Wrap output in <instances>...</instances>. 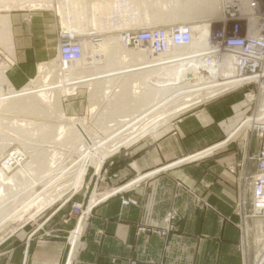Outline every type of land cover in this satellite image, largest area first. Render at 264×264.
Wrapping results in <instances>:
<instances>
[{
    "label": "crops",
    "instance_id": "crops-1",
    "mask_svg": "<svg viewBox=\"0 0 264 264\" xmlns=\"http://www.w3.org/2000/svg\"><path fill=\"white\" fill-rule=\"evenodd\" d=\"M56 34L49 15L0 14V66L4 58L14 63L5 74L15 90L56 56ZM250 112L239 93L224 95L112 156L105 169L116 178L95 188L99 202L72 249L69 233L79 221L64 201L10 236L0 264H65L67 257L70 264H255L236 206L242 179L255 172L248 158L264 140L257 146L245 128L230 138ZM215 146L212 155L184 163ZM246 188L248 201L249 179ZM171 212L178 217L169 228Z\"/></svg>",
    "mask_w": 264,
    "mask_h": 264
},
{
    "label": "bare ground",
    "instance_id": "bare-ground-1",
    "mask_svg": "<svg viewBox=\"0 0 264 264\" xmlns=\"http://www.w3.org/2000/svg\"><path fill=\"white\" fill-rule=\"evenodd\" d=\"M109 1L111 2L113 0ZM235 1L236 0H154L155 4H158V6L161 5L162 8L167 9V11L159 12L153 23H175L198 17L204 19L210 18L216 20V23H218L220 22L221 8L233 6ZM53 3L54 1L52 0H0V11H9L14 8L31 11L52 9ZM58 3V13L62 18L63 29L66 32L69 31L68 28H72L74 32L78 33L79 30H82L80 29L81 24L85 22L84 28L87 34L92 33L93 35V33L98 32L102 24H105V20L109 16L105 15V7L108 5L106 1H95L93 3L92 0L91 3L89 0H60ZM76 11L79 13H76ZM112 11L113 10H110V13H112ZM72 16L76 19L77 17L82 18L83 22L72 24ZM112 16L113 15L110 14L108 18ZM209 27L211 26L205 25L200 28L192 27L193 47L191 51L173 48L166 56H157L155 54L152 55V48L149 50L144 48L147 50H139V52L134 54L131 52H123L119 50V47L108 48L104 51V55L102 56L106 58L104 63L107 66L114 65L116 68L109 70L110 73L105 76L93 77L94 75L90 76L88 72L83 70V65L89 63L87 57L88 52L93 50V43H85L82 46L79 45V58H73L69 61L62 59L60 47L58 57L60 63L53 61L46 65L42 64L38 66L37 85L32 82L34 85L28 84L20 91L2 88L0 90V106L3 105V111L1 112H4L2 119L4 117V120H10L11 124L14 126L19 125L21 129H26L34 125L30 122L17 121V115L20 112L41 116L42 118H51L49 114L50 111L56 110L58 113V123L55 126L56 130L54 134L49 130H40V132L43 131L39 137L41 141H38L40 145H35L40 148V155L44 157L42 163H39V166H41L39 170V176H41L39 179L40 182L42 180L44 181L45 177H49L51 174L55 173L53 168L60 164L59 160L61 156H63L61 152L64 150L62 149L61 151V147H58L59 143L57 141L65 140L64 143L66 145H74V151L77 153L79 159L72 165L71 169L73 171H70L71 173L62 170L58 173L56 170L57 178L54 179L53 182L45 186V188L33 199L24 204L20 210L7 215L3 220L1 219L0 231L7 223L22 219L34 206L38 204L50 205V203L59 199V197L70 189L78 190L83 184L87 168L86 165L88 163L99 170L103 161L120 147L131 145L141 137L154 133L162 125L176 118L180 113L224 91L227 86L218 85L214 83L211 78L207 77L204 72L207 69H203V62L195 58V53L204 50H201V47H206V35ZM107 41L108 43L114 41L118 43V45H122L123 41L125 44L129 43L130 38H109ZM105 42V40H99L96 41L95 44H108ZM139 47L140 46H137V48ZM112 55L114 56L112 57ZM116 55L118 56L116 57L118 61H113ZM62 64L69 66L66 68L67 70L62 67ZM75 66H79V68L83 66V69H76ZM64 69L68 72L67 76L65 75L66 73L64 74ZM53 72L57 74L59 72L61 73V75H59L61 76L60 81L58 80V84L55 85L53 82L48 83L51 77L50 74H53ZM1 73L4 74L0 72V83L11 86L7 80L6 74L2 75ZM111 75H117L119 80L132 79V83L134 84H130L132 87L130 98L132 102L136 103V107L134 108L136 111L131 115H115L114 120L109 121L107 125L105 123L106 127L102 131L104 136L98 137L96 133H87L85 129L82 128L79 119L73 121L74 119L65 118L61 111V97L73 94L79 87H85L89 90L91 100L93 101L90 112L91 114H95L99 106H97L94 98L96 95L95 87H97L99 83L110 82L114 78H111ZM146 86H152L153 89L147 87L148 90L150 89L148 91ZM103 94L104 103L110 105L116 97L121 98L125 96L126 89H123L122 86L115 85L114 88H104ZM7 98L9 101L6 100ZM120 98L116 99L117 105L111 109L127 110L120 105L126 102L127 99L123 100V98H121L122 100L120 101ZM260 115L262 114L260 113ZM259 116L253 117L255 118H252L253 120L250 118V120L245 123V127L250 128L253 125L252 121L262 122L263 117ZM53 130L52 128V131ZM238 131L239 130H236L232 137L235 136ZM47 139L53 142L50 141V143ZM45 140H47V142H44ZM59 150L61 152H59ZM3 153L11 156V158L16 156V150L13 148L11 151L10 149H5ZM58 155L60 157H58ZM68 179L71 180L70 183L62 185L63 182H67L66 180ZM28 180H31V178ZM6 181H12L15 185L14 187L17 188L23 184L24 180L17 177L16 179H12L9 173L0 170V198L5 197V195H3L5 188L3 184H8ZM59 186H61V188L58 189ZM27 189H30V186L25 187L20 192L26 191ZM60 193L63 194L59 195ZM17 195L18 194L10 197L14 198ZM104 197H106V195ZM91 203H97V197L94 194L92 195ZM79 234L80 226H78L71 235L70 242L73 244V247ZM65 264H70L69 257H67Z\"/></svg>",
    "mask_w": 264,
    "mask_h": 264
},
{
    "label": "rangeland",
    "instance_id": "rangeland-1",
    "mask_svg": "<svg viewBox=\"0 0 264 264\" xmlns=\"http://www.w3.org/2000/svg\"><path fill=\"white\" fill-rule=\"evenodd\" d=\"M52 1H54V3L52 4V9H43V10H38V11H31V10H27V9L23 10V9L14 8V9H11L9 11H0V14L15 13V14L49 15L50 21L52 23L56 24V27H57L56 56L54 58H51L50 60H46V61L39 63L38 66L42 65V64L46 65L47 63H50L53 61L60 63V60H58L59 59L58 58L59 57V49L61 47L59 45L60 44L59 38L63 32L65 34L69 35L70 41H72L73 43H79L80 46H82L85 43H90V44L93 43V46H92L93 50L91 49L93 52L92 51L88 52L87 58H88L89 63L86 65H83L84 67L82 66L84 69L82 67L79 68V66H77V67L75 66L76 69L79 68V70L80 69L85 70L86 72H88V75L90 74V76L94 75L93 77L105 76V75L110 73L109 70L116 68V67H114V65H112V66L105 65L104 62L106 61V58H103L102 56L104 55V51L106 49L112 48V47H115V48L119 47V50L126 52V53L131 52L133 54L139 52V50H147V49L140 48V47L137 48L132 43H126L125 44L124 41H123L122 45H120V44L118 45V43H116L114 41H110L108 43L107 40H109V38L110 39H119L121 37L122 38L128 37L131 39L133 36H135V34H137L140 31L150 30V29H159V28H165L168 26L182 25V24L189 25L191 27V29H192V27L193 28H200V27H203L205 25H210L211 27H213V26H216V22H217L216 20H212L210 18L204 19V18L198 17L195 19H190V20L180 21V22L178 21L175 23H172V22H166V23L165 22H163V23L162 22L161 23L155 22V23H153L155 21V17L158 15L159 12L167 11V9L162 8L161 5L158 6V4H155L154 0H113L111 2L109 0H95V1H106V4H108V5H107V7H105V15L110 16V14H112L113 16L111 18H108L109 17L108 16L105 20V24L104 25L102 24L101 25L102 27L100 26V28L98 29V32L93 33V35H92V33L87 34V31L84 28L85 22H83L82 18L79 17L80 18L79 19L77 17V19H76V18H73V16H72V20H71L72 24H76L78 22L84 23V24L82 23L80 26V29H82V30H79V32L76 33V32H74V29L68 28L69 31L66 32V31H64V29L62 27V24H63L62 18L60 17V14L58 13V4H59L58 2L60 0H52ZM89 1H91V3H92V0H89ZM95 1L93 0V3ZM110 10H113L112 13H110ZM76 13H79V12L76 11ZM77 15H79V14H77ZM150 23H152V24H150ZM215 28L216 27L212 28V30H215ZM84 33H85V35H84ZM99 40H105L108 44H104V43L95 44V42L99 41ZM63 43L64 42H62L61 44H63ZM202 49H204V48H202ZM113 56L114 55H112V57ZM116 57H118V56L116 55L114 57L113 61H118V60H116L117 59ZM89 58H91V59H89ZM13 65H14V63H12L8 58H4V61H3L2 65L0 66V68H1L0 72H3L4 74H2V73L1 74L5 75V72L7 71V69L9 67H12ZM38 66H37V68H38ZM62 67L66 69L69 66L62 64ZM37 68H36V72H35L34 76L29 80L30 82L29 81L27 82L26 85H28V84L34 85L32 82H34L35 85H37V81H38ZM66 70L64 71V74L66 73L65 75L67 76L68 72H66ZM51 74H50L51 77L49 78L48 83L53 82L54 85L58 84L57 82H58V80L60 81L61 76H59V75H61V73L59 72L57 74V73L53 72V74L52 75ZM83 75H85V74H83ZM111 78H113V79L110 82H108V83L105 82V83H101V84L99 83V85L97 87H95L96 95L94 98H95V101L97 103V106L99 105L95 114H91V112H90L91 104L93 101L91 100L90 92L87 88L79 87L76 89V91L73 94L62 96L61 97V111H62L63 115L65 116V118L66 119L69 118L71 120L74 119L73 121H75L76 119L77 120L79 119L81 121L82 128L85 129V131L87 133H89V132L91 134L96 133L98 137H103L104 135H103L102 131L106 127L105 123L107 125V123L109 121L114 120L115 115L116 116L117 115H131L132 113H134L136 111V110H134V108L136 107V103L132 102V100L130 98L131 92H132L131 91L132 87L130 84H134V83H132V79L129 78L127 80H119L117 75H111ZM0 84L2 85L0 87V90L2 88L3 89L8 88L7 90H15L12 86L5 85L4 83H0ZM115 85L122 86L123 89L124 88L126 89L125 96H123L121 98H123V100L127 99L128 102L126 100L127 103L123 102L120 105H121V107H125L127 110H116V109L113 110V109H111L112 107L117 105L116 99L120 98V97H116L114 99V101H112V103L110 104L111 107L109 104L107 105L106 103H104V100H103L104 99V94H103L104 88L105 89L107 87L114 88ZM147 87L148 88L151 87V89H153L152 86H146V89H147ZM15 91H20V90H15ZM239 94L241 95L242 100H243L242 94L241 93H239ZM121 98H120V101L122 100ZM6 100L9 101L8 98ZM203 102H205V101H203ZM206 102H207V100H206ZM199 104H197V105H199ZM197 105H194L191 108L180 113L176 118H174L171 121L162 125L154 133H151L149 135L147 134V135L141 137L138 141H136L135 143H133L131 145L120 147L117 151H115L113 154L108 156L103 161L99 170H97L94 166H92L88 163L86 165L87 168H86V173L84 175L83 184L78 190H73V189L71 190L70 189L69 191H67L64 194L60 193L59 195H61V194H63V195L61 197H59V199H56L53 203H50V205L38 204V205L34 206L25 216H23L22 219L7 223L6 226H4L2 228V230L0 231V249L5 244V241L10 236H12L18 229H20L21 227H23L25 224L29 223L30 221L35 220L40 215L47 212V210H49L50 208H53L56 205H58L64 201L66 203L71 204V214H73L72 213V209H73L72 207L75 204L81 205L83 207V209H86L90 204H93V203H91V200H92V195L93 194L96 195L95 188L101 184L109 182V180L116 178L115 174H111L109 171H107L105 169V163L107 162V160H109L112 156L119 154L123 150L130 148L131 146L135 145L136 143L151 138L153 135H156L158 132H162L164 130H171V128L176 124V122H178L184 115H186L189 112H191L192 110H194ZM1 111H3V105L0 106V170L6 171L7 173H9V175L12 177V179H16V177H17V178H20L24 181H23V184L17 188L14 187L15 185L13 184L12 181H6L8 184H3L5 187L3 195H5V197L0 198V221L5 219V217L7 215L13 214L14 212L20 210L24 204L29 202V200L33 199L40 191H42L45 188V186H47L51 182H53L54 179L57 178V176H56L57 171H58V173L61 170L64 172L65 171H69V172L73 171L71 169V167L79 159L77 153L74 151V148H75L74 145H68V144L66 145L64 143L65 140L57 141L61 145L60 146L58 144V147L59 148L61 147L60 148L61 151H62V149L64 150L62 152L59 150V152H61L63 154V156H61V159L59 160L60 164H58L60 167L57 166V167L53 168L55 170V173L51 174V176H49V177H45L44 181L42 180L40 182L39 179L41 176H39V170H40L41 166H39V163H42V160L44 159V157L40 155L41 154L40 148L35 146V145H40L38 143V141H41L39 137H40V134L43 133V131L40 132V130H49L51 133L54 134V132L56 130L55 126L58 123V121H57L58 113L56 112V110L50 111L49 114H50L51 118H42L41 116H35L32 114H26L24 112H20L17 115V119H18L17 121H21V122L25 121V122H30V123L34 124L29 128L27 127L26 129H24V128L21 129V127L19 125L18 126L12 125L10 120H8V119L4 120V117L2 119L4 112H1ZM263 111H264V100L261 102V105H259V107H257V109H254V110L251 109L250 113L252 114V116H257V115H260V113H263ZM251 114H249V116ZM252 118H251V120L255 119V118H253V119ZM248 120H250V118L247 119L246 122ZM260 122L252 121L253 125L250 128L252 129L254 127V125H256L257 123H260ZM245 123H244V125L242 123V126H240L237 130L240 131V128L242 130L245 127ZM52 128L54 129L53 131H52ZM34 129H36V130H34ZM37 131H38V133H37ZM253 131L256 132V130H253ZM232 135L233 134H231V137H232ZM47 140H45L44 142H47ZM48 141L53 142L52 140H48ZM258 141H260V140L257 139V137H254L253 142L257 146L260 145L258 143ZM36 142H37V144H36ZM12 148L14 150H16V156L14 157L15 160L13 157L11 158V156H8L7 154L3 153L5 149H10V151H11ZM58 157H60V156L58 155ZM192 162H195V161H192ZM192 162H187L186 160L184 161V163H192ZM142 177H140V178H142ZM29 178H31V180H28ZM69 179H71V178H69ZM69 179L66 180L67 182H63L62 185H67L68 183H70L71 180H69ZM55 185H58V184H55ZM29 186H30V189H27L26 191L20 192L22 189H24L25 187H29ZM59 188H61V186H59L58 189ZM16 194H18L16 197H14V198L10 197V196H13ZM76 196L77 197L82 196V199L79 201L78 200L74 201V198H76ZM99 200H102V198H100ZM127 201H129V204H131L133 202L131 200H127ZM127 201H125V202H127ZM247 203H248V207H247L248 211L243 210V214L240 212L238 213L240 215V216H238L239 220H240L239 225L241 224V227H244V223H246L245 224L246 230L244 232L245 239H246V241H248L249 251H250L251 255L254 258H256V261H255V263H256L258 260L264 259V215H259V214L254 212V210L252 209L253 207L251 204V200H248ZM74 215H76V214H74ZM243 215H245L246 218H243ZM76 216L79 220V216L78 215H76ZM76 228L69 233V240H70L71 233L73 231H75ZM250 264H253V263H250Z\"/></svg>",
    "mask_w": 264,
    "mask_h": 264
},
{
    "label": "built area",
    "instance_id": "built-area-1",
    "mask_svg": "<svg viewBox=\"0 0 264 264\" xmlns=\"http://www.w3.org/2000/svg\"><path fill=\"white\" fill-rule=\"evenodd\" d=\"M214 27H216L215 30H212ZM59 42L63 60L69 61L73 58H79V43L70 41L68 34L63 32ZM62 42L64 43L61 44ZM129 43L134 44L135 47L140 46L148 50L152 48V55L166 56L173 48L191 51L193 33L189 25H173L140 31L130 39ZM195 58L203 62V69H207L204 71L207 77L218 85L227 86L224 91L207 99V101L224 95L241 93L243 101L251 109H257L264 100V0H236L233 6L222 7L220 22L216 23V26L208 28L206 47L204 50L195 53ZM205 102L200 103L195 108ZM261 114L262 122L254 125L252 129L247 127L245 129L249 131L251 137L254 135L257 139L263 138L264 140V111ZM252 117L256 116L251 114L243 124ZM221 146L210 148L202 154L188 158L186 161L192 162L210 156ZM248 160L254 162L255 172L249 178L247 175L242 179L243 186H241V195L236 207L243 214L247 204L245 199L246 182L249 179L252 209L255 213L264 215V141L258 154L249 156ZM238 167L241 172L244 170L243 164H239ZM229 171L231 173L236 172L235 168H230ZM97 203L90 204L86 209H83L79 204L73 205L72 213L79 216L78 226L89 217L92 207ZM125 204H129V201ZM177 217L176 212L167 215L166 222L169 224V228H172ZM243 218L246 216L243 215ZM71 235L70 248L73 247L70 242ZM255 264H264V259L258 260Z\"/></svg>",
    "mask_w": 264,
    "mask_h": 264
}]
</instances>
